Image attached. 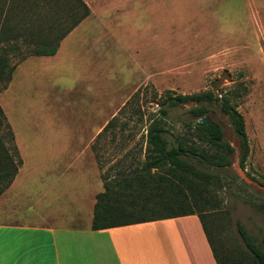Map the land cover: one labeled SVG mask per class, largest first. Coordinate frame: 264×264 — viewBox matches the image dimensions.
Masks as SVG:
<instances>
[{
	"label": "rangeland",
	"instance_id": "1",
	"mask_svg": "<svg viewBox=\"0 0 264 264\" xmlns=\"http://www.w3.org/2000/svg\"><path fill=\"white\" fill-rule=\"evenodd\" d=\"M81 1L84 5L79 0H47V4L50 3L48 9L38 2L33 11L43 16L47 11L48 15L59 17L83 15L88 10V13L104 16L91 22L95 30L89 36L97 40L90 42L91 50L87 55L96 54L99 61H110L105 75L104 70L98 69L101 78H89L96 80L95 83L32 80L24 75L25 66L21 67L11 90L4 93L5 80L0 81V106L10 128L12 124L29 128L26 135L34 137L37 152L43 151L40 146L46 141L53 144L56 138L65 135L86 138L92 125L103 119L95 115L99 112V109L94 110L96 105H104L106 113L115 111L122 98L143 80V85L130 95L116 115V125L128 127V131L118 133L115 141H130V149L123 155L133 154L131 160L121 165L125 168L133 164V157L136 161L142 159L139 135L146 125V116L161 107L160 100L164 95L209 90L218 94L235 84H244L247 91L238 98V110L244 117L250 147L245 169L239 166L240 136L229 117L215 102L204 103L208 107L205 115L220 123L224 140L234 150L230 154L231 165L219 172L224 176L222 188L218 186L214 192L219 202L217 209L207 207L203 216L208 233L220 250L239 242L236 220L255 236H261L264 213L248 201L256 199V191L264 194V186L251 179L253 176L264 182V0ZM24 6L19 12H7L11 16L13 32L24 35L13 41L16 50L8 58L14 66L31 54V48L26 45L30 37L24 34L32 27L28 21L31 12L24 13ZM28 10L32 11V8ZM1 41L2 38L0 51L9 46ZM94 68L96 64L93 63L90 67L85 66L83 71L88 73ZM194 105L185 102L168 107L170 117L167 122L175 132H185L182 120L196 119L189 112ZM9 132L6 126L0 125V165L3 166L0 188L5 184L3 172L7 169L12 174L21 160L13 132ZM129 134L132 135L130 138ZM133 143L139 148L133 149ZM36 157L40 158V154ZM101 167L106 170L108 165ZM111 172L108 169L103 174ZM35 217L31 213V220Z\"/></svg>",
	"mask_w": 264,
	"mask_h": 264
},
{
	"label": "crops",
	"instance_id": "2",
	"mask_svg": "<svg viewBox=\"0 0 264 264\" xmlns=\"http://www.w3.org/2000/svg\"><path fill=\"white\" fill-rule=\"evenodd\" d=\"M38 2L49 8L47 0H0V13L3 8L0 25L4 23L8 27L1 43H9L8 57L16 50L14 39L24 35L13 32L7 12H19L25 5L22 11L31 12L28 21L32 26L24 33L30 37L26 45L31 48V54L14 66L4 93L12 89L16 73L23 66L24 75L32 80L95 83L96 80L89 78H101L98 69L104 70L105 75L110 61H99L96 54L87 55L90 42L97 40L89 36L95 30L91 22L104 16L89 12L83 17L79 14L52 17L47 11L43 16L33 11ZM36 48L55 49V52L37 55ZM93 63L94 71H83ZM102 63L103 67L99 68ZM67 76L71 78L66 79ZM141 85L143 80L122 98L115 111L106 113L104 105H96L94 110L99 112L95 115L103 119L92 125L89 136L65 135L56 138L53 144L46 141L40 146L41 152L34 149V137H27L29 128L11 125L21 164L8 187L0 193V264H217L196 214L90 228L96 194L104 190L102 174L110 169L113 174L108 175L113 177L127 169L129 165L125 168L121 165L133 156L128 152L123 155L130 149V141H115L117 134L127 132L128 127H107V123ZM133 145L135 149L136 144ZM145 146V142L140 143L142 159L136 161L133 157L132 166L143 161ZM102 164L108 168L103 170ZM31 213L36 216L33 220Z\"/></svg>",
	"mask_w": 264,
	"mask_h": 264
},
{
	"label": "trees",
	"instance_id": "3",
	"mask_svg": "<svg viewBox=\"0 0 264 264\" xmlns=\"http://www.w3.org/2000/svg\"><path fill=\"white\" fill-rule=\"evenodd\" d=\"M2 13L3 8L0 16ZM87 14L88 10L80 17ZM5 25L4 23L0 25V40L4 39L2 35L8 30ZM1 50L0 81L5 80L7 87L14 65L9 61L7 47ZM9 50L12 51L14 48L9 47ZM54 52L55 49L36 48L34 53L41 55ZM246 91L244 84H235L231 88L220 90L218 94L209 90L193 94L164 95L160 100L161 107L146 116L144 132L139 135V141L146 144L143 161L117 172L113 177L102 174L104 190L96 194L91 228L97 230L196 214L200 218L217 264H264V233L255 236L236 220V230L241 241L220 250L210 237L203 216V213L207 212V207L210 210L217 209L219 202L214 192L216 187L222 188L221 179L224 176L219 172L231 165L230 154L234 149L224 140L219 122L215 120L199 122L198 119L206 116L208 112V107L204 103L215 102L219 105L240 136L239 166L245 169L250 147L244 117L238 110L240 103L238 98ZM185 102L195 103L189 112L196 119L182 120L185 132L177 133L171 124L168 125L167 119L170 117L168 107H176ZM116 119L114 116L107 123V127L116 125ZM2 124L12 134L0 106V125ZM128 136L130 138L132 135ZM2 170L3 166L0 165V172ZM6 170L3 177L1 176L5 184L0 188V193L12 181L18 166L14 168L12 174ZM251 179L264 186V182L253 176ZM255 193L256 199L248 202L264 213V194L260 191Z\"/></svg>",
	"mask_w": 264,
	"mask_h": 264
},
{
	"label": "water",
	"instance_id": "4",
	"mask_svg": "<svg viewBox=\"0 0 264 264\" xmlns=\"http://www.w3.org/2000/svg\"><path fill=\"white\" fill-rule=\"evenodd\" d=\"M211 119H210V117H208V116H203V117H201V118H199L198 119V121L199 122H206V121H210ZM243 176V175H242ZM244 178V177H243ZM246 180V182H249V183H251L252 181L251 180H247V179H245Z\"/></svg>",
	"mask_w": 264,
	"mask_h": 264
}]
</instances>
